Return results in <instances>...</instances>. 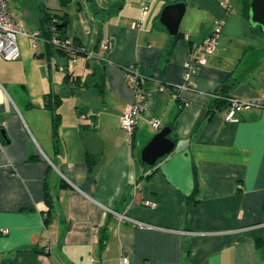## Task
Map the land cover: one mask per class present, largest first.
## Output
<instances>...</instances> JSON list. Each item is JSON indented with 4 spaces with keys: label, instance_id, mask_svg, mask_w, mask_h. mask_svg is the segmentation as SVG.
<instances>
[{
    "label": "crops",
    "instance_id": "1",
    "mask_svg": "<svg viewBox=\"0 0 264 264\" xmlns=\"http://www.w3.org/2000/svg\"><path fill=\"white\" fill-rule=\"evenodd\" d=\"M68 1L10 7L9 0L28 31L45 10L66 15L67 36L102 59L73 67L61 56H38L45 45L34 51L26 35L17 38L19 59L0 56V264H119L122 253L130 264H264V109L238 112L235 123L224 120L226 108L213 107L221 95L256 99L263 90L257 45L235 29L245 1ZM177 1L186 10L173 39L160 13ZM217 21L213 52L194 87L183 88L186 61ZM131 63L148 93L130 135L120 117L135 99L122 70ZM96 64L104 72L99 87L90 74ZM66 69L89 85L69 88ZM50 91L64 96L59 151L43 102ZM167 125L175 148L144 179L139 153ZM87 151L98 159L90 169Z\"/></svg>",
    "mask_w": 264,
    "mask_h": 264
},
{
    "label": "built area",
    "instance_id": "2",
    "mask_svg": "<svg viewBox=\"0 0 264 264\" xmlns=\"http://www.w3.org/2000/svg\"><path fill=\"white\" fill-rule=\"evenodd\" d=\"M9 0H0V56L9 61H14L20 57V48L18 46L17 38L19 35H26L31 39L32 49L37 50L39 43H45L42 38V34L39 29L35 31H28L16 23L13 13L9 11L8 8ZM143 14L146 15L148 11V6L142 7ZM213 31L210 35L206 36L205 39L199 44L198 48L193 49L188 60L184 66V84L183 88L188 89L193 88V77L196 71L203 65L206 61L205 58L213 52V47L218 41V36L221 33L222 25L220 22H215ZM51 43L55 46L60 45V40L55 36L52 38ZM67 44H71L70 40L65 41ZM68 45V47H69ZM110 42L108 40L104 41L101 45L102 51L106 52L109 49ZM67 47V46H66ZM84 48V47H83ZM89 54V53H88ZM91 58H101L97 54H89ZM78 59L73 58V62H77ZM123 76L128 87L134 90V101L130 106H128L124 113L120 117L121 127L127 134H133V130L137 125V121L144 111L147 101V89L142 85V77L138 65L131 63L129 66H123ZM263 90L261 95L256 99H240L232 96L226 97L229 102L223 118L229 122H237L240 120L237 113L248 110L249 108H263L264 109V72L262 74ZM181 88V87H180ZM156 90L164 92L166 87L162 85H157ZM86 115H82L85 118ZM152 125L154 128L159 127V121H153ZM3 232H7L3 230ZM119 264H130V257L128 253H122L119 257ZM148 264V263H143Z\"/></svg>",
    "mask_w": 264,
    "mask_h": 264
},
{
    "label": "trees",
    "instance_id": "3",
    "mask_svg": "<svg viewBox=\"0 0 264 264\" xmlns=\"http://www.w3.org/2000/svg\"><path fill=\"white\" fill-rule=\"evenodd\" d=\"M62 5H64L65 3H68V0H60ZM244 4H243V9H242V13H243V23L246 25L247 28V33L250 34L251 36H259V37H264V35L262 34V32L260 31L259 27H253L250 23H249V5H250V0H244ZM40 26H39V30L40 33L42 34V38L45 40V43H43L45 45V51L44 53L39 54L38 56H49V55H56L58 57H64L66 58L68 61L71 60L73 58L78 59L77 62L79 60H82L86 62V65L89 66V63L87 62L89 59H97L95 58H91L88 54V52L85 50L84 45L82 43L79 42L78 39L76 38H69L67 36L66 33V26L68 23L67 17L66 15H60L59 13H52L49 12L48 10H45L43 17L40 19ZM65 24V25H64ZM57 37L60 40V45L59 46H55L54 44L51 43V40L53 37ZM181 36V33L178 32L177 34H175V36H173V39L178 38ZM70 40V45L65 43V41ZM69 45V47H68ZM67 46V47H66ZM97 52L95 51L94 54H96ZM98 55V54H97ZM90 67V66H89ZM92 70H91V76L95 77V86L99 87L100 81L102 79V76L104 74L103 70H102V66L101 65H92ZM64 83L71 89L73 88H80L83 87L85 85H89V83L86 84V82L82 81V78L78 75H75L73 72L71 73L68 69H66L65 73H64ZM63 95L60 96L57 93H52L50 91V93H47L44 95V107L49 110L52 114V118H51V125H52V131H51V137L53 140V146L56 149V151H59V145H60V136H59V128H60V123L62 120V115L59 112V108L62 105V100H63ZM220 99L218 98L215 101V104L213 105L214 109H218V110H223L224 108H227L229 105L228 100L226 99V97H228V95H221L219 96ZM79 112H81L82 114H86V110L85 109H81L79 110ZM208 116L210 115V112L207 114ZM94 117L91 116V120L93 121ZM81 124V123H80ZM90 124V123H89ZM91 125V124H90ZM90 125H87L88 127ZM86 158H87V164H88V168L90 169L92 166H94L96 164V162L98 161L97 158H95L94 155H92L90 152L87 151L86 153ZM141 162V161H140ZM157 164V163H156ZM156 164L152 167L148 166L147 164L145 165L144 163L141 162V165L143 168H145V175L142 176V178L147 179L148 177H150L154 171L156 170ZM63 186H66V184H63ZM195 191L193 193V196L189 197V203L191 205H194L198 202V200H196L194 197L195 195L198 193V188L197 185L195 186ZM46 202L47 205H51V201L49 196L46 193ZM100 243L101 246H103V244L107 241V234L105 233L104 230H102V236L100 237Z\"/></svg>",
    "mask_w": 264,
    "mask_h": 264
},
{
    "label": "water",
    "instance_id": "4",
    "mask_svg": "<svg viewBox=\"0 0 264 264\" xmlns=\"http://www.w3.org/2000/svg\"><path fill=\"white\" fill-rule=\"evenodd\" d=\"M186 4L177 1L167 4L160 13V24L167 28L169 35L175 36L179 32V25L184 17ZM249 23L258 26L264 35V0H250L249 5ZM65 25V24H64ZM172 127L167 125L162 127L156 134L146 143L145 147L140 151V161L152 167L157 160L168 155L175 148V142L172 139Z\"/></svg>",
    "mask_w": 264,
    "mask_h": 264
},
{
    "label": "rangeland",
    "instance_id": "5",
    "mask_svg": "<svg viewBox=\"0 0 264 264\" xmlns=\"http://www.w3.org/2000/svg\"><path fill=\"white\" fill-rule=\"evenodd\" d=\"M13 2H16V0H11L10 3V7L13 6ZM238 31H241L243 33L244 36H246V38L251 39L253 38L254 40H250V44L256 46L257 45V50L254 51L256 59H258L259 63H261L262 65H264V37H258V36H251L250 34H248L246 25L243 23L242 19H241V26L239 28H235ZM240 32V33H241ZM263 38V39H261ZM254 55V54H252ZM70 65L73 67H77L75 65H77L75 62L69 60Z\"/></svg>",
    "mask_w": 264,
    "mask_h": 264
}]
</instances>
